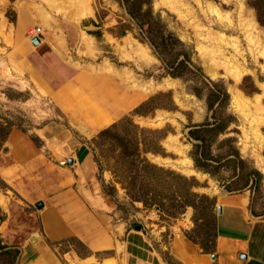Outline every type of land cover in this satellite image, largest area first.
I'll use <instances>...</instances> for the list:
<instances>
[{"label": "rangeland", "instance_id": "obj_1", "mask_svg": "<svg viewBox=\"0 0 264 264\" xmlns=\"http://www.w3.org/2000/svg\"><path fill=\"white\" fill-rule=\"evenodd\" d=\"M150 1L152 15L165 28L164 53L148 39L147 25L132 19L118 0H0V243L21 248L23 258L14 264H118L105 259L110 251L88 249L74 234L75 218L61 238L46 228V201L55 198L45 201L37 192L45 187L43 174L54 179L72 172V144L88 146L102 192L115 208L111 222L125 218L127 230L142 231L154 242L167 244L177 235L211 249L216 195L227 191L223 186L240 167L250 173L244 188L250 206L264 214V26L251 0ZM84 4L92 12L80 16L77 8ZM32 26L41 27L43 45L27 37ZM15 30L42 58L35 74L12 62ZM173 59L185 65L175 76ZM214 83L228 96L209 109L206 98ZM232 84L247 99L241 110L231 99ZM255 95L262 98L255 102ZM203 123L212 131L205 134L202 158L188 130ZM132 139L139 140L138 152ZM233 150L237 156L225 158ZM181 155L191 160V172L176 167ZM138 160L170 171L161 182L149 171L144 186L137 187L148 195L156 188L168 211L175 205V216L129 197L124 184L131 178L127 186L135 193L133 184L142 179ZM176 175L206 199H192L193 206L181 211L170 196L179 186ZM24 190L37 193L29 204ZM4 259L0 256V264Z\"/></svg>", "mask_w": 264, "mask_h": 264}, {"label": "crops", "instance_id": "obj_2", "mask_svg": "<svg viewBox=\"0 0 264 264\" xmlns=\"http://www.w3.org/2000/svg\"><path fill=\"white\" fill-rule=\"evenodd\" d=\"M20 32L15 30L17 43L12 50L9 49L12 62L28 69L29 74H35L36 62L42 58L36 55L34 45L29 44ZM41 35L38 45H43ZM70 151L72 172L54 179L43 174L47 178L42 179L45 187L37 192L45 197V201L50 196L55 198L49 199L48 205L46 201L44 220L54 238L68 234L71 226L67 222L75 218L79 229L74 232V227H77L74 226L71 231L92 252L110 251L105 259H114L118 264H264V214L252 212L250 194L244 190L245 187L240 190H224L216 195V205L221 207V213L216 214V235L211 249L203 251L198 244L177 235L167 244L159 238L154 242L152 237L142 231L127 230L125 218L120 223L111 222L110 211H115V208L102 192L88 146L83 143L72 144ZM6 169H11V166L3 171ZM235 177L233 175L227 182ZM30 180L29 185L32 182ZM24 191L29 204L35 192ZM0 221L2 223L3 220ZM12 247L19 250L16 261H21L23 251L18 246Z\"/></svg>", "mask_w": 264, "mask_h": 264}, {"label": "trees", "instance_id": "obj_3", "mask_svg": "<svg viewBox=\"0 0 264 264\" xmlns=\"http://www.w3.org/2000/svg\"><path fill=\"white\" fill-rule=\"evenodd\" d=\"M119 3H121L122 5H124L127 13L130 15V17L132 19H134L137 23H139L140 25H147L149 33H148V39L151 41V43L156 47L157 51L159 52H163L166 48V44L164 43V35H165V28L163 26H161L159 24V20L158 18H155L154 15H152V10H151V1L150 0H118ZM144 3H146V6L143 7ZM250 5L254 8L255 13H256V18L258 20V22L264 26V0H251L250 1ZM143 7V8H142ZM155 18V19H154ZM176 59V58H175ZM173 59V63L171 64L173 66V70L171 71L172 76L177 75V69L180 66H185L184 65V61L182 59H180L177 63L176 60ZM170 64V63H169ZM227 93L225 92V89L220 86V84L218 83H214V85H212L209 89V93L207 95V104H208V108L212 109L213 105L215 103V101H223L225 99H227ZM150 100L142 103L140 105L143 106L147 103H149ZM140 107L135 109V112H140ZM132 124V123H131ZM134 127H136L135 124H132ZM110 129H112V127L107 128L103 131L100 132V135L105 134L107 131H111ZM212 131V127L209 126L208 123H203L200 125H193L191 128H189L188 130V135L189 138H192L196 141H198L197 143H194L196 148H200L202 149L201 153L202 155H200V157L203 158V155H205V153H203V148L205 146H207L206 143V136L205 134L207 132ZM116 136H118L115 133ZM114 135V137H115ZM117 141L119 140L118 138H115ZM121 140V139H120ZM129 142L133 145V149H137V152L139 151V140L137 139H132L129 140ZM235 155L237 156L235 150H233V152H229L227 154H225V158H231L230 160L232 161V156ZM192 159L195 161L196 166H201L202 164L197 163V157H195L194 155H192ZM238 160V163L242 164L243 160ZM136 168H138V171L141 173V177L142 178L139 183L134 182L133 184V188H137L135 193L132 192L131 188L127 186V183H131V180L128 179L127 183L124 184V188H126L129 197L131 198L132 201H140L143 203V205L145 207H149V206H156L160 211H164V213H166L167 215L170 216H175V205L172 204V211H168V209H166L164 207V204L162 202L163 196H160L159 191L155 188L153 192H149L150 195H148V193L144 190H140L138 187H143L145 184L144 181V175H146L149 171H153V174L155 176V181L156 182H161L163 180V175L165 173H170L169 170H166L162 167H159L157 165L151 164L149 162H147L146 160H138V162L136 163ZM204 171H208L209 170H204ZM254 176H257L258 173L253 172L252 173ZM241 175L244 176L245 180L244 182H242L241 184L237 183V177ZM249 175L250 173H245L242 169V167H240L238 169V174L236 175V177L234 179H232L231 181H229L227 184L224 185V188L227 189L228 191L230 190H240L244 187H246L249 183ZM176 178L178 179V187L176 190H173L171 192V200H177L180 205L179 207L181 208V211L188 205L193 206V201L192 199H201L204 198L205 196H198L197 194H195L194 192H192L190 190L192 184L190 185V180L188 181L185 177H183L182 175H176ZM189 183V184H188ZM138 184V185H137ZM233 184V185H232ZM138 186V187H137ZM174 195V199L173 196ZM191 199V201H190ZM206 199V197H205ZM209 205L213 207L214 205V200L210 199ZM253 212V209H252ZM174 213V214H173ZM179 213V212H178ZM255 213V212H254ZM195 220V219H194ZM213 220V237H215L216 235V216L213 215L212 217ZM19 250L16 247H12V246H4L0 243V256L5 257V262L6 264H14L17 258Z\"/></svg>", "mask_w": 264, "mask_h": 264}, {"label": "bare ground", "instance_id": "obj_4", "mask_svg": "<svg viewBox=\"0 0 264 264\" xmlns=\"http://www.w3.org/2000/svg\"><path fill=\"white\" fill-rule=\"evenodd\" d=\"M91 1V0H90ZM92 11V9H91V7H89V6H87V5H80V7H78L77 8V13H78V15H80V16H83V15H85V14H87V13H89V12H91ZM222 51V50H221ZM212 68V67H211ZM214 70V69H213ZM217 73V72H216ZM229 86V85H228ZM229 88H230V92H231V95H232V101H233V103H234V105L237 107V109H240L241 110V108H242V106L244 105V101L243 100H245V99H241V96H240V92L238 91V89L235 87V85L234 84H232L231 86H229ZM263 91H264V89H262ZM256 96V95H255ZM262 96H264V95H262ZM244 97V96H243ZM254 97V96H253ZM259 97H261V96H256V99H255V97H254V101L256 102V100L257 99H259ZM249 98V97H248ZM262 98V97H261ZM251 99V98H250ZM247 100V99H246ZM249 100V99H248ZM246 102V101H245ZM251 102V101H250ZM254 102V103H255ZM254 103H252V104H254ZM261 104V103H260ZM233 105V106H234ZM249 105H250V103H249ZM256 105H257V103H256ZM254 106V105H253ZM258 106V105H257ZM244 107V106H243ZM246 107V106H245ZM259 107V106H258ZM247 108V107H246ZM261 108V107H260ZM263 109H264V107H262ZM257 109H259V108H257ZM260 110V109H259ZM243 112H245V111H243ZM256 118V117H255ZM257 120V119H256ZM257 122V121H256ZM261 124V123H260ZM258 126V125H257ZM254 128H257V127H254ZM256 130V129H255ZM257 130H258V128H257ZM256 139L258 140V142L259 143H261V139H262V137H261V135L259 134V133H257L256 134ZM170 138V137H169ZM172 139V138H171ZM171 141V140H170ZM165 143V142H164ZM169 143V142H168ZM167 143V145L169 146V147H173L174 149H176V150H178L179 151V153L180 152H182V150H181V148H177L176 146H174V145H169ZM173 149V150H174ZM180 159V158H179ZM190 162H191V160L189 159V158H187V157H185V156H183L182 157V155H181V159L176 163V167H178V168H180L181 169V171L182 172H191L192 170H191V168H190Z\"/></svg>", "mask_w": 264, "mask_h": 264}, {"label": "built area", "instance_id": "obj_5", "mask_svg": "<svg viewBox=\"0 0 264 264\" xmlns=\"http://www.w3.org/2000/svg\"><path fill=\"white\" fill-rule=\"evenodd\" d=\"M26 33L27 36L32 39L36 36H40L42 34V30L40 26H32L27 29Z\"/></svg>", "mask_w": 264, "mask_h": 264}, {"label": "water", "instance_id": "obj_6", "mask_svg": "<svg viewBox=\"0 0 264 264\" xmlns=\"http://www.w3.org/2000/svg\"><path fill=\"white\" fill-rule=\"evenodd\" d=\"M31 40L34 44H38L40 42V36H36V37L32 38ZM217 210H218V213H221V207L220 206L217 207Z\"/></svg>", "mask_w": 264, "mask_h": 264}]
</instances>
